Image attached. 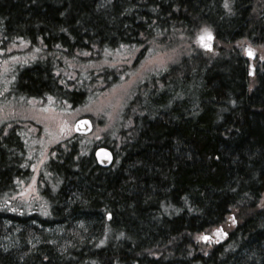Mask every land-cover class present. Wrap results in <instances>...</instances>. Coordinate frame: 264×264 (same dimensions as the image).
Wrapping results in <instances>:
<instances>
[{"label": "trees", "instance_id": "16d2710c", "mask_svg": "<svg viewBox=\"0 0 264 264\" xmlns=\"http://www.w3.org/2000/svg\"><path fill=\"white\" fill-rule=\"evenodd\" d=\"M12 45L37 53L11 92L75 105L122 80L118 51H182L101 140L52 150L44 216L0 208V264H264V0H0V63ZM23 152L0 137V199Z\"/></svg>", "mask_w": 264, "mask_h": 264}, {"label": "rangeland", "instance_id": "374dc122", "mask_svg": "<svg viewBox=\"0 0 264 264\" xmlns=\"http://www.w3.org/2000/svg\"><path fill=\"white\" fill-rule=\"evenodd\" d=\"M254 50L260 52L258 48ZM4 51L7 57L0 63V137L18 129L25 141L31 168L29 179L17 186L14 194L0 199V208L44 216L47 209L40 195L43 187L41 176L46 177L48 173L45 167L53 155L52 150L57 148L64 137L72 134L73 122L80 117H88L93 123V130L86 138L89 141L101 140L118 120L137 83L145 75L163 70L168 64L174 63L182 48L159 51L142 62L134 61L137 50L118 51L112 60H107L104 64L115 74L123 75L125 71L122 80H117L116 84L109 85L76 105L48 95L30 98L22 93H14V90L11 92L9 82L12 80L14 67L35 58L37 49L12 45L5 47Z\"/></svg>", "mask_w": 264, "mask_h": 264}, {"label": "water", "instance_id": "95a60500", "mask_svg": "<svg viewBox=\"0 0 264 264\" xmlns=\"http://www.w3.org/2000/svg\"><path fill=\"white\" fill-rule=\"evenodd\" d=\"M93 124L88 117H80L73 122L72 130L77 135H87L92 131ZM93 158L97 166L108 168L113 162V154L110 149L105 146H97L92 152ZM109 218V215L107 216Z\"/></svg>", "mask_w": 264, "mask_h": 264}, {"label": "flooded vegetation", "instance_id": "af4514ba", "mask_svg": "<svg viewBox=\"0 0 264 264\" xmlns=\"http://www.w3.org/2000/svg\"><path fill=\"white\" fill-rule=\"evenodd\" d=\"M25 95V94H24ZM12 133L15 135V137H17L18 139H20L23 143V149L24 152L20 155L22 158V163L20 164V172L22 177L21 178H17L15 179V184H17V186L22 185L23 183H25V181H27L29 179V171L31 166L29 165V162H31V160L29 159V154L28 152L25 150V141L23 140V136L20 134V131L17 129L12 130ZM28 154V155H27ZM32 156V155H30ZM33 161V159H32Z\"/></svg>", "mask_w": 264, "mask_h": 264}, {"label": "snow or ice", "instance_id": "6c2138e0", "mask_svg": "<svg viewBox=\"0 0 264 264\" xmlns=\"http://www.w3.org/2000/svg\"><path fill=\"white\" fill-rule=\"evenodd\" d=\"M205 35L207 36V39H209V40L211 39V33L205 32V34L204 35H201V37L199 38L202 43H203V41L205 39ZM203 46L204 47H209V45L206 44V43H204ZM205 239H207V238L205 237Z\"/></svg>", "mask_w": 264, "mask_h": 264}]
</instances>
